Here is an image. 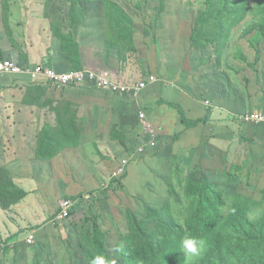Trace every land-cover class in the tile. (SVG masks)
I'll use <instances>...</instances> for the list:
<instances>
[{
  "label": "rangeland",
  "instance_id": "rangeland-1",
  "mask_svg": "<svg viewBox=\"0 0 264 264\" xmlns=\"http://www.w3.org/2000/svg\"><path fill=\"white\" fill-rule=\"evenodd\" d=\"M66 9L68 16L62 15ZM39 12L45 35L58 40L73 70L112 71L127 76L128 82H138L134 72L144 73L141 82L150 77L161 80L160 71L190 80L188 88L199 93L193 108L199 105L200 115L189 120H205V127L198 125L194 133L185 130L192 133L191 143L186 142L189 150H178L182 134L174 133L157 156L143 160L140 167L147 170L131 175L138 167L129 170L136 163L130 160L125 175L115 180L123 160L141 144V127L130 121L133 118L88 111L80 119L78 110L61 99L64 90L53 92L18 77L0 79V122L22 123L30 110L55 119L56 126L46 129L52 139H41L37 145V156L45 162L41 171L52 170L57 159V168L65 170L69 182L76 183L79 176L83 189L75 197L65 192L48 198V203L74 205L67 219H57L60 204L39 224L10 216L9 234L0 231V264H91L96 256L114 264H135L129 254L137 253L138 264H219L218 255L229 264H248L251 249L243 244L261 229L264 237V145L250 137L259 125L234 121L250 113L253 104L264 111V0H0V47L11 49L7 37L17 22L19 29L13 33L24 40L34 38L38 28L25 26ZM90 24L98 25L94 42ZM28 42L39 51L38 41ZM26 58L22 55L16 62L28 66ZM40 65L49 66L32 67ZM10 104L14 115L7 111ZM220 104L233 123L215 129L219 125L209 122ZM6 130L0 125V133ZM16 130L20 136L29 128L18 124ZM37 130L44 131L39 138L45 134V128ZM225 146L228 150H221ZM33 170L36 175L38 168ZM15 182L13 175L0 176L4 212L25 200ZM196 210L217 224L214 230L207 231L209 224L188 230L186 221ZM0 221L1 228L5 219ZM29 234H34L31 244ZM185 239L204 242L198 254H185ZM154 249L161 253L160 262ZM260 250L264 252V244Z\"/></svg>",
  "mask_w": 264,
  "mask_h": 264
},
{
  "label": "crops",
  "instance_id": "crops-1",
  "mask_svg": "<svg viewBox=\"0 0 264 264\" xmlns=\"http://www.w3.org/2000/svg\"><path fill=\"white\" fill-rule=\"evenodd\" d=\"M43 11L44 10H42V12ZM42 12H39L37 14V18L30 17V21L25 26L38 28V30H36L34 33V38L28 39V37H26V39L28 41H38V43H40L39 51H36V46H33L27 40H24L22 36L20 39V37L16 33H13V31H16L18 28L17 22L16 27L11 28L10 33L7 37V40L9 41V48L11 49L0 47V49H2L1 52L7 60L9 59L19 61L22 55L27 56L26 61L28 66H33L40 63L49 65L55 70L59 71L70 70V64L68 62L67 55L59 50L57 43L58 40L56 42L53 38H50L48 33L47 36L45 35L46 31H44L43 27L46 23L43 24ZM62 12V15L67 14L68 16V9ZM90 28L92 29L90 32V39L94 42L99 32V30L97 29L98 25L96 27V25L90 24ZM42 31L44 32V36L42 34ZM26 32L28 33V36H32L31 31L28 28ZM48 50H50V52H48ZM153 65L156 75V57L154 59ZM143 74V72L139 74H137V72H134V74H132L133 79H138L139 82L140 80L145 79L146 76H144ZM122 76L127 78V76L125 75ZM176 76L177 74H175V77ZM157 77L161 80H158V82H156L155 84L150 85L143 94L140 93L138 96L130 94L128 96L132 99L136 97V102L132 101V99L126 96L123 97L122 101L109 94L89 90L81 91L79 89H68L62 91L60 94L61 99L73 105L74 108L78 110L80 119L81 117L83 118V116L87 117L86 114L88 113V111H95L96 113L105 111L107 112L105 115L109 118L110 113L119 114L123 117L127 116L128 120H130L128 117H131L133 118V120L130 121H135L141 127V134L138 137V141L141 142V144L137 148L135 147L133 153L131 154V157L123 160H136V163H133L130 166L129 170L138 167V171L136 173L129 172L131 175H136L141 171L147 170V168L145 167H140L144 163L143 160L151 159L155 154L157 156L162 151V149L165 148V140L173 137L174 133L182 134L180 139V146L177 147L178 150L185 152L190 149L191 145L186 142L191 143V141H189L191 139L190 135L194 133L193 131H195V128L192 129V133H185L186 129L181 124L179 113L176 110L170 109L165 105H158L160 101L180 106L181 109L185 112V115L188 119H190L195 114L200 115L197 110V107H199V105L193 108V105L196 103L193 100L197 97V95H199V93L193 89L188 88L190 80L186 79L183 81L179 76L174 79V76L166 71H160ZM174 86L176 88H179V90H176ZM51 91L56 92V90ZM258 101H261V99L258 98ZM206 105L209 106L210 103H207ZM222 107L226 109V106H221L220 104V106L213 111L211 122H209L212 125H219L215 129H220L221 125L224 123H233L230 119H226L227 116L229 118L231 116L230 114H228V112L223 110ZM13 108L14 106L10 104L7 111L13 114ZM142 108L145 109L146 112H144L147 113L148 120L152 123H155V126L158 127L157 131L159 134V147H157V149L156 147H148V139L144 136V127L138 120V115L140 112H142ZM31 112V110L28 111L29 119L27 121L22 120V123L15 119H6L0 122V125L7 129L5 131V134L0 133V176H6V174L10 176L13 175L16 179V186L26 195L23 203L18 204L15 207H11V212H4L3 210H0V214L3 216L0 219H5L0 228V231L2 233L9 234V228L7 227L6 223L10 216L15 217L18 222H21V220H26V218H28L27 221L29 222L37 224L42 223L49 214L55 211L57 205L59 206L60 204L48 203V198H50L52 193H56V196L59 197L61 193L66 192L70 193V197H75L80 195L83 190L80 185L79 176H76L75 178L76 183L73 180H70L69 182V180L66 178L65 170H59L57 168V159H53L54 163L52 166V170L50 169L49 171H41V165H43L45 162L39 160L37 156V145L39 144L38 142H40L41 139L48 140L49 138V141L52 139V137L48 134L49 130L46 131V129L54 127L56 126V124L55 119L51 117L46 118L43 116V114H39L37 111L35 113L34 111L32 113ZM251 112L264 111H262L261 106L257 105L256 103L253 104V110H251ZM234 122H236L238 125H241L240 123H238V121ZM18 124H20V127L22 128H29V131H21V135L18 136L16 130ZM89 125L92 126L90 122ZM202 126L205 127V125ZM41 128H45V134L43 136H40L39 138L40 133L44 132H39V130H37ZM254 129L256 131V135H250L251 139H254L255 141L264 145V126L259 125L254 127ZM217 132L221 133L220 130H218ZM141 148L145 149L144 154L140 153L139 149ZM221 150L228 149L225 146V148H221ZM46 165V167L48 168L51 167L48 163ZM34 166L38 168V172L36 173V175L35 171L33 170ZM60 167L63 166L61 165ZM157 170L158 172H161L160 174H170V171L165 172V169ZM48 177L50 178L47 182ZM32 178H35L36 183L32 181ZM14 230L17 231L16 228H14Z\"/></svg>",
  "mask_w": 264,
  "mask_h": 264
},
{
  "label": "built area",
  "instance_id": "built-area-1",
  "mask_svg": "<svg viewBox=\"0 0 264 264\" xmlns=\"http://www.w3.org/2000/svg\"><path fill=\"white\" fill-rule=\"evenodd\" d=\"M5 77H18L22 81H28L33 85L49 84L52 90H68V89H86L89 91L104 92L111 95L127 97L130 94L138 96L143 93L150 85L158 82L154 77H150L145 81L136 82L126 81V77L112 71L99 70H83L65 74H58L55 70L46 68L43 65L35 67H22L15 60H0V79ZM130 83V84H128ZM139 122L144 127V136L148 139V147L157 148L158 131L155 123L148 120V115L145 112H140L138 115ZM242 125H264V113L252 112L240 116ZM141 154L145 153V149H139ZM129 161L126 160L114 174V178L122 177L125 170L129 166ZM74 205L70 201L60 204L57 219H67L71 215ZM34 240V234L27 237V243L31 244Z\"/></svg>",
  "mask_w": 264,
  "mask_h": 264
},
{
  "label": "trees",
  "instance_id": "trees-1",
  "mask_svg": "<svg viewBox=\"0 0 264 264\" xmlns=\"http://www.w3.org/2000/svg\"><path fill=\"white\" fill-rule=\"evenodd\" d=\"M71 12V11H70ZM72 14V13H71ZM73 15V14H72ZM263 23H264V20H263ZM79 28V27H78ZM78 30V29H77ZM77 32V31H76ZM64 53H67L65 51H63ZM75 55L78 56L80 55L79 54V49H78V46L77 44L75 43ZM67 58H68V62L69 64L71 65L72 69L70 70H67V71H59V70H55L54 68H52L51 66H46V67H50V69H53L55 70L58 74H65V73H71V72H77V71H83L85 70V68H82L80 70H73V65H72V62L70 60V57L69 55H67ZM4 60H7V59H4ZM23 67V66H22ZM24 67H32V66H24ZM38 86H43V87H46L47 89H50L51 87L49 86V84H45V85H38ZM52 90V89H51ZM81 91H85L86 89H79ZM55 91V90H54ZM158 105H165L167 106L168 108L170 109H173V110H176L179 115H180V121H181V124L185 127L186 130H191V129H194L196 128L198 125L200 124H205V120H197V121H192V120H189L186 115H185V112L181 109L180 106L178 105H174L172 103H168V102H164V101H160L158 103ZM244 115V114H243ZM241 116V115H240ZM158 129V127H157ZM158 143H159V139H158ZM157 147H159V144L157 145ZM157 149V148H156ZM125 175V174H124ZM123 175V176H124ZM122 176V177H123ZM122 177H119V178H116L115 180H120ZM210 185V184H209ZM200 205V209L203 210L204 212V208H203V205L202 203H199ZM196 213L192 214L186 221V226L188 228L189 231H191V229L193 228H196V227H200V226H208L209 224V228L207 229V231L212 228L213 230L215 229V227L217 226V224H213V221H209L208 219H203L202 216H201V210H196L195 211ZM56 214V213H55ZM54 214V215H55ZM197 232L199 234H201L202 232V228H200L199 230H197ZM262 233H263V230L261 229L260 230V234L258 233L257 236L255 238H250L248 239L247 242H245L243 244V246H248L250 247L251 249V253L249 255H251L249 257V260H248V264H263L264 263V252H262V250L259 251V249L261 248V246L264 244V237L262 236ZM198 235V234H197ZM199 236V235H198ZM150 247H147L146 250H143V253L145 252V256H146V253L148 252V249ZM156 249V248H155ZM154 249V254H156V262H160L159 260V257H160V254L161 253H156ZM258 253H262V254H258ZM105 254H106V251H105ZM139 253L137 254H129V258L134 261L135 264H138L135 262V259L138 257ZM215 255V254H214ZM219 259L216 260L217 262H219V264H229L228 263V260L225 256H221V255H218L217 256ZM255 258V260L253 259ZM237 263H239L240 261L239 260H236ZM142 264H144L145 262H141Z\"/></svg>",
  "mask_w": 264,
  "mask_h": 264
},
{
  "label": "clouds",
  "instance_id": "clouds-1",
  "mask_svg": "<svg viewBox=\"0 0 264 264\" xmlns=\"http://www.w3.org/2000/svg\"><path fill=\"white\" fill-rule=\"evenodd\" d=\"M252 113V112H251ZM264 113V112H261ZM248 114V113H247ZM245 115V114H244ZM242 116V115H241ZM240 116L237 117L236 121L240 122ZM241 124V123H240ZM242 125V124H241ZM204 242L202 240L196 239H185L183 241V248L185 254L196 255L200 248L203 247ZM91 264H114V262L107 260L104 256H96L92 261Z\"/></svg>",
  "mask_w": 264,
  "mask_h": 264
}]
</instances>
